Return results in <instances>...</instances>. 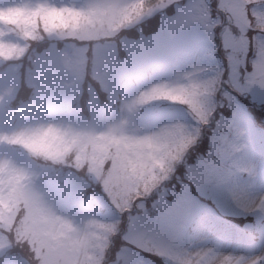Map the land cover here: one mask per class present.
Segmentation results:
<instances>
[{"label":"clouds","instance_id":"9594fccd","mask_svg":"<svg viewBox=\"0 0 264 264\" xmlns=\"http://www.w3.org/2000/svg\"><path fill=\"white\" fill-rule=\"evenodd\" d=\"M14 2L27 11L0 22V264H123L126 248L134 264H205L201 253L264 264V159L251 147L264 128L249 109L264 114L253 98L264 95V50L244 66L243 87L257 77L260 87L237 100L241 121L222 110L229 81L211 33L181 5ZM234 134L243 151L225 156ZM206 136L212 203L178 204L193 174L184 161ZM85 149L95 163L81 162Z\"/></svg>","mask_w":264,"mask_h":264},{"label":"rangeland","instance_id":"374dc122","mask_svg":"<svg viewBox=\"0 0 264 264\" xmlns=\"http://www.w3.org/2000/svg\"><path fill=\"white\" fill-rule=\"evenodd\" d=\"M6 1L7 0H0V3H6ZM171 1H178V0H161V7L167 6V4L170 3ZM249 1H255V6L253 7L252 14L254 15L255 19H257V22H260L262 19H264V0H219V7L227 14L229 19V22H226L225 24L227 26H225L224 28L223 40L225 42L224 49L227 52V56L230 57L231 59V73L235 72L236 74V80L234 84L244 94L253 95L252 90L260 87L259 77H257L255 80L250 82L247 85V88H244L243 86L245 85V74L243 75L242 72L244 57L247 56L250 50L248 35H249V30L252 28V25L250 21L249 12L245 7H243V5H246L247 2ZM183 7L188 9L195 17L200 18L204 22V25L206 26L207 30L211 33L214 41L213 50L216 58L220 62V70L221 73L223 74L224 65L223 62L217 56L218 48L215 39V26L221 23L222 20L220 21V17L212 12L210 7V0H188L186 5H184ZM26 11L27 9L23 7L22 4L16 3L14 2V0H10V2L7 3L6 7L0 6V22H4V23L15 22L16 20L23 18ZM241 34H243L244 36L243 49H241V40H240ZM262 37H264V34H259V40L256 45V57H255L256 59L254 60V64H256L260 60L262 55V50H264V38ZM226 95L229 99L226 101V104L229 103L231 107H234L233 117L236 116L237 114H241L243 115V117H240L238 120L241 121L246 120L247 116L246 113L244 112V109L240 107V109L237 110V98H235L231 94L230 95L226 94ZM253 98L259 102L262 99H264V95L257 93L253 95ZM230 124L231 121L226 120L224 129H222V131L229 128ZM222 143H224L225 146L224 148L225 156L234 155L236 153H240L243 151L242 150L243 145L240 144L238 135H235V137H233L231 140L222 137ZM251 146L253 148V152L255 154L256 160L259 161L261 159H264V138L253 135L251 138ZM107 150L108 148L104 144L96 145L95 148L93 149V151L96 152L97 154L101 152H105ZM88 151H89L88 149H85L86 155L83 157L81 162L82 163L87 162L89 164H93L96 162V158L90 154H87ZM199 160H208V159L200 158ZM98 163L102 165L103 161L100 160L98 161ZM245 163L249 165L251 164L250 161H245ZM196 165L193 166V169L196 167ZM90 170L96 171V174L99 175V172L95 167L91 168ZM188 187L189 185H185V189ZM202 203L203 205L206 206L204 202ZM0 247H3V245H0ZM127 256L128 258L135 257L131 249H129L124 254V258H126ZM224 258L226 260H231L233 262L235 259L233 256H230L227 251L224 253ZM198 259L204 260L205 264H214L215 256L205 257L204 254L201 253ZM134 262L135 259L132 260L131 263L134 264Z\"/></svg>","mask_w":264,"mask_h":264},{"label":"snow or ice","instance_id":"6c2138e0","mask_svg":"<svg viewBox=\"0 0 264 264\" xmlns=\"http://www.w3.org/2000/svg\"><path fill=\"white\" fill-rule=\"evenodd\" d=\"M264 101V99H262ZM241 105L237 103V110H239ZM213 176V161L208 160H198L196 167L193 169V174L191 177L192 183L195 185L196 194L194 195L191 191V187L185 189V193L182 195L179 203H195L197 202L198 196H206L208 184Z\"/></svg>","mask_w":264,"mask_h":264},{"label":"trees","instance_id":"16d2710c","mask_svg":"<svg viewBox=\"0 0 264 264\" xmlns=\"http://www.w3.org/2000/svg\"><path fill=\"white\" fill-rule=\"evenodd\" d=\"M155 22L153 21L152 25H150V27L154 26Z\"/></svg>","mask_w":264,"mask_h":264}]
</instances>
